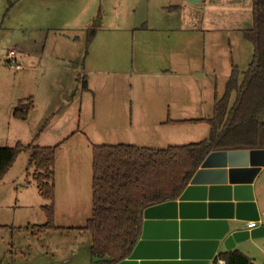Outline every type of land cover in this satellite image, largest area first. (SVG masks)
Returning <instances> with one entry per match:
<instances>
[{"label": "rangeland", "instance_id": "1", "mask_svg": "<svg viewBox=\"0 0 264 264\" xmlns=\"http://www.w3.org/2000/svg\"><path fill=\"white\" fill-rule=\"evenodd\" d=\"M136 2L137 0H135ZM186 5L189 6H185L184 15L187 13L188 16L191 13L188 12V9L192 6L191 4ZM104 6L105 9L101 6L96 8L95 18L90 17L77 24H66L65 29H63L61 27L63 23L59 19L53 18L51 11L50 14L44 12L43 9L40 12L37 10V6L34 4L33 7L28 0H0V21H4L12 29L20 26L23 22L29 31V40L35 38L34 47H24L23 49L26 56L30 57L29 60L38 62L43 55L42 65L39 69L15 72L8 66L5 58L8 50L14 49L13 47L18 44L17 41L20 42V38L12 34L13 40L6 46V35L2 36L0 64L5 69L2 70L1 79L0 129L3 131V135L22 134L23 130L27 128L29 136L25 137L23 139L25 142L21 143L27 145L38 135L34 144L40 147H49L55 146L59 142V140L56 141V138L51 139L53 135H62L65 130L71 132L79 130L86 136L73 138L69 145L76 143L77 146L78 141L81 140L85 148L68 146L67 150H63L62 145L59 146L56 153L59 161L57 165H60V162L63 163L71 152L76 151L75 153L79 156V163L85 165L87 171L90 170V176H92L90 145L127 144L131 140L128 139L130 132L127 126L132 121V113H137L139 100L144 96L143 92L146 90L154 94L156 90L170 86L164 78L158 75H140L141 73H138L131 77L125 73H114L123 72V70L125 72L126 69L122 67L115 69V71L97 70L90 67L86 72L84 71L82 74L89 77L90 86L94 88V92L83 91L81 85L75 83L77 73L74 70L78 69L79 65L70 68L65 63L64 56L77 55V59L72 58V60L78 63L79 58H81L80 54L84 53V57L86 56L87 51L84 52L86 50V29H106L105 18L108 20L113 15L114 19L118 18V28L116 31H102L98 47L109 48L106 36L114 39L115 44L112 46L114 51L119 50V44L124 40L125 43L127 40L132 45V35L127 33L131 32L128 29H131V22L134 19V6H131V1L110 0ZM224 6L226 8L222 13L228 18L224 24H227V28L231 29L237 23L238 32L227 31L225 35L215 36L216 41L211 42V52L217 51L215 55L218 61L216 73L207 71L208 59L206 58V72L202 77H195V73H191V71H179L175 77L177 80L168 79L171 83L177 84L174 88L176 91L173 89L171 100H179V107L183 109H181L183 115L180 118H210L214 97L219 98L224 93L232 64L240 72H244L251 61L253 47L239 29L246 28V26L252 28V0H230V2L225 0ZM71 7L67 6L65 11L69 13ZM234 8L235 10L237 8L238 11H235ZM213 10L207 11L205 16H214L212 14L216 12H212ZM16 12H20V14L18 18L14 19ZM230 13H232V20L229 18ZM234 15H238V21H233ZM196 17L198 19V16ZM32 20L35 24L32 23ZM126 20L128 21L127 24ZM211 21L213 24V20H210V23ZM2 31L5 33L10 30L2 27ZM30 31H33L34 35ZM76 49L77 51L82 50V52L78 53ZM224 50H226L225 54ZM153 51L154 48L149 47L147 51H141L139 56L136 52L133 55L129 54L125 62L127 61L132 66L138 60L141 63L149 62V66L157 63L162 64V61H165L161 57L163 50L161 49L160 53L158 50ZM230 54L231 56H229ZM81 80L82 78L80 82H82ZM131 83L133 87H131ZM12 84H14L13 90L17 96H33L35 110L30 114L27 121L15 118L12 115L15 106L5 103V94ZM64 96L70 99L67 100L68 98L65 97V100ZM55 104L57 106L59 104L60 108L55 107ZM173 108L178 110L177 107ZM138 110L140 111L141 107ZM178 112L180 114L179 110ZM260 119L264 121V113L260 115ZM112 123H115L116 126ZM43 126H45L44 129ZM183 129H187L189 134L178 135V138L173 141L176 146L200 142L207 138L209 132L208 125L204 123L189 124ZM46 135L49 136L50 143L42 146L41 142ZM7 142L11 146L15 144L10 139ZM11 146L8 145L7 147ZM158 148L164 149L165 147ZM28 157V152H22L15 162L11 172L14 176L17 174V181H14L15 186H10L8 182L0 185V260L26 258L36 261L34 264H87L90 258L91 244L90 235L87 232L49 231L36 236L30 229L26 228L29 224L42 225L45 222L44 213L36 205L39 200L42 201L37 195L36 189L25 187L27 183L31 182L33 175V169H28ZM257 196L260 203L264 205V169L260 174ZM30 204L33 207L30 208ZM5 206L7 208H4ZM27 213H31L32 216L29 221H26ZM237 248L242 253L249 254L251 257H248L253 259L254 264H264V250L260 248L258 241L246 242L236 246L235 249Z\"/></svg>", "mask_w": 264, "mask_h": 264}, {"label": "crops", "instance_id": "2", "mask_svg": "<svg viewBox=\"0 0 264 264\" xmlns=\"http://www.w3.org/2000/svg\"><path fill=\"white\" fill-rule=\"evenodd\" d=\"M131 1V6H134L133 15L134 19L132 20V26L130 30L131 32H127L130 36L132 35V45H130L127 40L122 41L119 44V50H112V46L115 44L114 39L110 36H106L108 40L109 48L107 47H98V42H100V37L102 35V31H116L118 28V18L114 19L113 15H111L108 20L105 18L106 29L104 28H95V33L93 35L92 41L89 46H86L87 42V32L91 29L88 28L85 31L86 39H85V48L87 51L86 56L84 57V53L80 54L81 58H79V63L74 62L72 58L77 59V55H65L64 61L71 67H76L79 65L78 69L76 68L74 71L77 73V77L75 78V83L80 84V79L84 77V81L86 83V90L81 89L83 91L94 92V88L90 86L89 77L83 75L82 73L88 69H107L110 71H115V69L122 67L126 69L125 72H114V73H125L129 74L131 77L134 75L141 73L140 75H158L164 78L167 83L170 85L169 87H163L162 89H158L154 94L149 93L148 91L143 92V98L139 100L137 106V113H132V121L129 123L128 130L130 132L129 142L127 144L140 146L145 148L152 149H162L158 147H165L175 145L173 144L174 139L178 138V135H187L189 131L187 129H183L185 126H189V124H167L166 122H178V121H188V120H199V119H187L180 118L183 113H181V109L179 106V100H171L172 94L176 91L177 84L171 83L168 79L173 81L176 77V73L179 74V71H191V73H195V77H202L206 72V58L208 59V67L207 71L212 73H216L218 69V61L215 58L217 51H212L210 49V44L212 41H216L215 36L225 35V32H238V24L234 28L228 29L227 24H224L225 21H228L227 15L222 13L225 10V0H200L197 3H190L187 0H129ZM29 3L34 7V4L37 6V10L41 12L43 9L47 14H53V18H57L63 23L61 26L65 29L66 24L72 25L77 24L80 21L88 19L90 17L95 18L96 8L98 6L105 7V4H108L110 0H65L60 2H52L50 0H28ZM230 2V0H228ZM186 4H191L192 7L188 9L190 11V15H184L185 6H189ZM202 4V5H200ZM67 6H72L70 12H66L65 8ZM195 6V7H194ZM217 7V8H216ZM105 9V8H104ZM214 9L211 13L214 16L206 17L205 13ZM233 9V8H231ZM235 10V8H234ZM1 11V8H0ZM235 11H238L236 8ZM20 12H16L14 19L18 18ZM201 14V16H200ZM203 14V15H202ZM198 16V19L197 17ZM229 18L232 20V13H230ZM45 20V18H43ZM210 20H213L210 23ZM233 21H238V15H234ZM230 22V21H229ZM253 22V15H252ZM32 23L34 21L32 20ZM128 21L126 20V24ZM2 27L6 30L5 33L2 31ZM75 27V26H74ZM250 26H246V28L239 29V31L249 30ZM33 33V31H30ZM6 35V46L8 43L13 40L12 36L17 35L20 38V42L17 41L16 47H13L16 50L15 60L18 65L17 68L14 69L15 72H24L35 71L40 68L42 65L43 55L40 57V61L33 62L29 60L30 57L26 56L23 50L24 47H34L36 41L35 38L29 40V31L26 26L21 22L20 26H16L15 29L10 28L7 23L4 21H0V41H2V36ZM13 34V35H12ZM129 38V37H128ZM129 41V39H128ZM26 45V46H25ZM12 47V46H10ZM153 47L154 51L158 50V53L163 50L162 58L165 61H162V64H155L149 66V62L141 63L139 60L137 63H134L132 66L125 62L126 57L129 54L133 55L135 52L137 56H139L141 51H147V48ZM89 52H88V49ZM1 51V50H0ZM9 51V50H8ZM18 51V52H17ZM77 51V49H76ZM81 53L82 50L77 51ZM226 50H224V54ZM7 54V53H6ZM19 56H18V55ZM152 54L150 53V56ZM156 57H160L159 55H155ZM187 56V57H184ZM231 56V54L229 55ZM1 58V54H0ZM169 61H168V59ZM6 59V58H5ZM20 60V62H19ZM168 61V62H167ZM5 62V60H4ZM7 62V60H6ZM27 62V64H25ZM31 65V66H28ZM5 68L0 64V92L2 89V70ZM200 73V74H198ZM82 74V75H81ZM177 80V79H175ZM14 84L8 87L6 92L5 103L9 105L16 106L17 102L28 97L33 99V96H17L16 92L13 90ZM131 87L133 84L131 83ZM174 89V91H173ZM70 98L64 96L65 99ZM66 100V99H65ZM215 100V97H214ZM213 100V103H214ZM34 102V100H33ZM56 105V104H55ZM55 107H59L56 105ZM139 107L141 110L139 111ZM173 107H177L180 111V114L177 109ZM14 109V108H13ZM56 109V108H55ZM35 110L30 112V114ZM183 110V109H182ZM53 111V110H52ZM213 111V110H212ZM13 115V112H12ZM30 116V115H29ZM207 119V118H201ZM27 121V120H26ZM116 126L115 123H112ZM201 124V123H200ZM126 127V126H125ZM209 128V127H208ZM209 134V132H208ZM86 136L85 133L79 132V130H75L73 132L69 130H65L62 135L56 134L53 135L52 140L55 138L56 141L59 140L58 143L62 142V149L67 150L68 146L85 148L82 141L79 140L78 144H71L73 138L79 136L84 138ZM28 135L27 128L23 130L21 133H15L11 135H3V131L0 129V147L11 146L7 140H11L13 143L17 142H25L23 139ZM208 137V136H207ZM32 142V141H31ZM30 142V143H31ZM42 143V144H41ZM40 144L47 145L49 144V136L43 139ZM57 143V144H58ZM134 143V144H131ZM14 144V145H15ZM23 144V143H22ZM172 144V145H171ZM13 145V146H14ZM25 145V144H24ZM56 145V144H55ZM93 145L91 144L90 148L92 149ZM167 146V147H168ZM155 147V148H153ZM241 150V149H238ZM224 151V150H222ZM226 151V150H225ZM76 152V151H75ZM71 152L66 160L60 165H57L58 157L56 156L55 165H54V223L57 227L62 229H73L82 227L86 220L89 218L91 214V199H92V176L89 175L90 170L87 171L86 166L79 163V156L75 153ZM25 153V152H24ZM27 153V152H26ZM29 158V157H28ZM17 161V160H16ZM62 163V164H61ZM220 163L218 158H214L211 161L212 166H216V164ZM28 165V160H27ZM15 164L12 168L7 172L4 178L1 180V184H5L8 182L10 186H15V182L17 181V177L15 174L11 173ZM88 169L89 166H88ZM92 169V164H91ZM264 167L260 169L258 174L255 176L252 189L254 195V201L257 205L258 212L261 216V221H264V205L260 203V200L257 196L258 192V184L260 174L263 171ZM26 177H29L26 175ZM32 182V184H30ZM30 183H27L25 187L35 188L36 193L42 201H38L36 205L39 206L43 213L42 206L46 204V201L40 196L37 191L36 185L31 180ZM34 186V187H33ZM91 188V189H90ZM91 191V194H90ZM33 205L30 204V208ZM4 208H7L5 206ZM45 216V213H44ZM28 217V218H27ZM26 221L31 219V213H27ZM46 222V216H45ZM44 222V223H45ZM246 222H237L230 221L235 229H255L260 225V221L255 222V226L253 228H248V223ZM43 223V224H44ZM38 225V224H33ZM28 226V225H27ZM26 226V227H27ZM30 226V224H29ZM28 230V229H27ZM57 231V230H56ZM77 230H58L57 232H72ZM49 232V231H46ZM36 234L32 232L34 235L39 236L43 233ZM243 244V243H242ZM242 244H237L236 246H240ZM236 246L232 250L235 249ZM225 248L220 245L217 249L215 256L220 252H225ZM239 251V250H238ZM241 252V251H240ZM243 254H245L243 252ZM90 255V253H89ZM247 257H251L249 254H245ZM253 261V259H251ZM36 261L31 259H2L0 260V264H34ZM67 262V261H66ZM212 260L209 262V264ZM92 259L89 258V262L87 264H91Z\"/></svg>", "mask_w": 264, "mask_h": 264}, {"label": "trees", "instance_id": "3", "mask_svg": "<svg viewBox=\"0 0 264 264\" xmlns=\"http://www.w3.org/2000/svg\"><path fill=\"white\" fill-rule=\"evenodd\" d=\"M253 25L242 31L253 47L247 70L232 64L221 97H215L207 119L167 124H207L208 137L200 142L151 149L130 144L93 145L91 214L79 228L62 229L54 223V165L61 143L40 147L17 142L0 147V182L22 152H28V169L40 196L46 222L26 228L46 231L77 230L90 235L91 264H116L126 259L139 239L142 213L147 207L177 199L205 158L215 151L264 148V0H252ZM95 30L87 32L86 46ZM86 90L84 77L81 80ZM34 109L31 97L17 102L13 116L26 121ZM47 125V124H46ZM45 125V126H46ZM43 126V129L45 128ZM254 264L238 250L218 253L212 264Z\"/></svg>", "mask_w": 264, "mask_h": 264}, {"label": "water", "instance_id": "4", "mask_svg": "<svg viewBox=\"0 0 264 264\" xmlns=\"http://www.w3.org/2000/svg\"><path fill=\"white\" fill-rule=\"evenodd\" d=\"M262 167L264 148L211 152L177 199L143 210L139 239L116 264H209L220 245L229 251L253 241L264 250V221L252 189ZM233 220L260 225L235 229Z\"/></svg>", "mask_w": 264, "mask_h": 264}, {"label": "built area", "instance_id": "5", "mask_svg": "<svg viewBox=\"0 0 264 264\" xmlns=\"http://www.w3.org/2000/svg\"><path fill=\"white\" fill-rule=\"evenodd\" d=\"M15 53H16L15 49H10L6 54L7 64L10 68H17L18 67V65L16 64V60L14 58ZM254 226H255V222L251 221L248 223V228H253ZM218 264H224V262L219 260Z\"/></svg>", "mask_w": 264, "mask_h": 264}]
</instances>
